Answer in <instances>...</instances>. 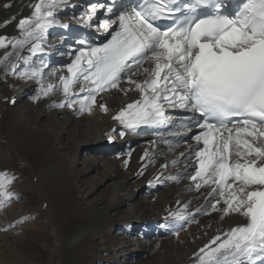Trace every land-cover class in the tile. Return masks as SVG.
<instances>
[{
    "label": "snow or ice",
    "instance_id": "snow-or-ice-1",
    "mask_svg": "<svg viewBox=\"0 0 264 264\" xmlns=\"http://www.w3.org/2000/svg\"><path fill=\"white\" fill-rule=\"evenodd\" d=\"M66 6L68 0H37L31 14L17 22L18 38L0 36V49L13 50L0 58L5 76L17 75L15 56L25 66L18 78L37 84L35 102L60 93L63 101L52 106L78 115L91 114L101 93L138 92L140 99L112 117L124 129L119 135L151 128L169 151L184 143L187 152L180 156L192 164V172L166 179H188L189 191L204 190L205 204L196 213L221 211V219L236 214L245 220L194 253L195 264H264V0H237L235 7L224 0H143L116 12L104 3H89L79 15L81 26H95L110 39L87 47L79 40L67 75L51 70L47 76L56 82H46L47 64L40 59L37 65L33 57L44 53L50 30L69 28L57 18ZM15 20L13 15L4 26ZM25 48L29 55L21 56ZM98 106L108 112L106 104ZM168 109L184 115L173 116ZM141 159L154 162L148 151ZM180 162L171 161L174 167ZM128 163L124 160L125 167ZM143 174L142 169L138 175ZM16 179L0 171V202L12 199ZM188 207L185 203L168 217L177 225L193 221Z\"/></svg>",
    "mask_w": 264,
    "mask_h": 264
},
{
    "label": "bare ground",
    "instance_id": "bare-ground-1",
    "mask_svg": "<svg viewBox=\"0 0 264 264\" xmlns=\"http://www.w3.org/2000/svg\"><path fill=\"white\" fill-rule=\"evenodd\" d=\"M5 3L12 7L5 9ZM29 7V0H0V36L12 38L17 29L11 24L4 26V21L13 15L25 14ZM5 51L13 50L0 49V58ZM34 85L35 81L25 82L10 71L5 76L4 66L0 65V171L17 177L12 199L0 202V264H79L73 259L63 260L58 251L59 226L54 224L53 216L63 210L70 211V218L77 223L98 217L103 221L101 228L120 226L129 230L138 225L147 228L167 223L179 230L185 228L173 244L175 264H195L191 254L198 252L206 239L197 224L201 213L195 212L203 205L197 202L198 195L187 191L185 185L179 182L170 186L164 179L166 174L182 173L183 168L172 170V163L164 162L158 154L165 155L167 151L160 152L156 147L158 153L150 154L154 162L142 160L144 154L137 151L133 160H139V165L132 163L128 172L121 171L117 161L99 157L96 150L104 140L102 147L124 145L129 134L125 132L123 137L115 134L110 140L109 131L121 126L111 114L98 110L78 115L44 101L63 100V96L57 99L53 95L38 102L32 98L25 102L19 100L14 106L2 102L3 97L11 95L20 98L36 95L37 89L28 93L25 89ZM162 164H167L166 170L161 168ZM149 165L153 167L148 169ZM142 169L144 174L138 175L140 185L133 187L130 179ZM158 176L162 183L157 181ZM139 191L142 195L138 200L135 196ZM78 195L81 198H76ZM45 202L47 207L43 209ZM185 203L189 204L187 211L194 213L195 219L177 225L168 213L181 209ZM29 205L36 206V214L28 212ZM211 224L215 223L211 220ZM33 234L43 240L38 260L31 256L38 243ZM102 240L105 244V239ZM122 241L115 249L100 246V259L91 256L87 264H145L144 255L157 251L152 246L142 251L143 246L134 239L124 237ZM86 252L92 253L89 245ZM137 253L142 256L134 258Z\"/></svg>",
    "mask_w": 264,
    "mask_h": 264
},
{
    "label": "rangeland",
    "instance_id": "rangeland-1",
    "mask_svg": "<svg viewBox=\"0 0 264 264\" xmlns=\"http://www.w3.org/2000/svg\"><path fill=\"white\" fill-rule=\"evenodd\" d=\"M164 156L166 157L169 155L168 153H166ZM36 178L37 177L33 178L34 182H36ZM130 184L133 187H138L140 185V181L139 179L133 177L130 179ZM141 195H142V191L137 192L135 199L139 200ZM75 196L77 195H74V197ZM146 197H145V201H146ZM76 198H81V195H78V197ZM32 201L35 202V200ZM16 202H18V200H16ZM42 208L45 209V207ZM28 212L36 214V206L29 205ZM70 216H71V212L67 210H63L60 214L53 216L55 221L54 224L59 226L60 236L58 240V244H59L58 251H60V257L67 262H71V260L73 259L75 262L79 264H87L88 259L91 256L93 258L100 259L101 257L99 255L100 246L107 245L109 248L115 249L120 244V241H122V239L125 237V231H126L125 228L120 226H113L111 228H107V227L101 228L103 225V221L98 217L91 218L89 220H83L77 223L75 220L71 219ZM207 222L211 224V219H208ZM75 224L77 226L72 227ZM189 225L191 224H186V226ZM140 226L143 225H138L137 227ZM36 239L38 241L37 247L32 249L31 256L36 260H38L39 254L42 252V248L40 245L41 243H43V240L37 237ZM102 239H105V244L102 243L103 242ZM122 242L124 243L125 241ZM174 243L175 242L172 240H165L160 244V247L157 249L156 253L143 257L144 263L145 264H175V258L173 252ZM88 245L90 246V250L92 251V253L86 252ZM44 255L47 256V253H45Z\"/></svg>",
    "mask_w": 264,
    "mask_h": 264
}]
</instances>
